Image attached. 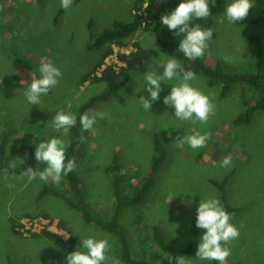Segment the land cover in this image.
Returning <instances> with one entry per match:
<instances>
[{
	"label": "rangeland",
	"instance_id": "374dc122",
	"mask_svg": "<svg viewBox=\"0 0 264 264\" xmlns=\"http://www.w3.org/2000/svg\"><path fill=\"white\" fill-rule=\"evenodd\" d=\"M19 1L0 0V32L4 33L0 34V156L6 159L0 161V264H13L11 255L22 260V264H45L47 256L56 260L51 250L54 242L42 235L43 231L59 235L65 241L72 237L71 231L79 237L75 249L66 250L60 255L63 260L61 264H66L67 254L81 246L80 237L107 238L110 242L116 240L105 231L84 226L79 215L72 216L74 224L68 222L62 227L60 217H50L49 214H66L69 212L66 206L55 199L43 200L39 205L29 203L34 198L33 190H40L42 184L36 179L30 189L19 191L27 182V177H23L26 178L23 180L18 176L21 169L18 156L25 157V160L33 157L36 146L46 142L49 135L67 139L68 136L59 135L52 125L41 127L45 122L52 123L47 119L53 116L56 107L67 110L71 105V110L77 115L90 98L104 92L105 83L93 82V78L83 83L82 78L88 75L89 70L96 69L94 66L110 45L113 54L105 60L104 68L95 70V76L100 77L103 70L111 66L120 73V81L126 79L127 83L108 100L90 109L109 112L110 121L107 118L98 120L95 135L80 127L81 141L76 157L84 160L78 164L76 171L84 189L82 193L87 212L94 221H110L116 203L111 188L115 193L119 188L121 200L137 198L138 192L134 186L148 174L149 171L144 176L146 168L152 164V156L158 153L156 142L159 140L164 145L165 161L143 199L122 210V227L133 254L154 259L152 251H143L140 246L141 232L153 233L151 228L156 225L165 238L174 240L175 236H179L181 242H185L192 232L200 201L207 197L219 200L223 197L228 206L223 205L225 210L232 211H227L232 216L231 223L240 229L239 238L228 245L232 250L228 264H264V113L253 114L246 124L236 123L261 98L257 86L261 83L264 85V24L228 23L223 14L230 0H216L215 6L209 4L210 16L202 21L209 24L206 28L213 29V37L201 59L210 65L219 64L220 74L234 81L229 86L222 82L209 86L204 76L196 75L193 86L211 95L216 109L206 125H193L176 119L174 107L163 103L164 96L170 94L176 80L161 82L163 91L160 99L149 112L139 104L140 96L149 95L143 89L146 66L158 64L164 59L161 54L172 56L163 51L152 28L131 35L123 47L111 42L90 47L94 43L96 45L104 33L112 31L114 25L134 22L132 6L135 0H73L74 4L67 11L61 8L60 0ZM164 1L157 0L156 6ZM9 5L10 13L7 11ZM7 15L18 23L10 30L3 29ZM140 15L146 18L145 13L141 12ZM42 32H46L50 38ZM7 34L10 36L9 42ZM38 34L40 37L34 42L32 38ZM40 39L44 46L31 53L32 57L26 53L31 63H22L19 53L23 55L25 51L22 49L30 51L33 47H25L38 44ZM256 40L261 45L258 57L251 56L248 49L250 44H257ZM48 42H52L51 47L45 46ZM136 43L149 55L139 67L136 66L138 68L129 70L119 56L135 51ZM224 56H233L235 60L225 62ZM172 57L184 66L185 60ZM46 60L52 61L61 70L62 77L50 91V96L42 97L39 105H30L24 97V90L32 79L40 77V64ZM158 71L162 73L163 69L158 68ZM260 74L262 80L258 79ZM241 77L243 81L238 80ZM21 81L25 82L22 84ZM26 123L31 125L25 128ZM20 127L26 131L33 129L37 135L19 131ZM193 131L211 133L206 147L193 150L188 145L181 148L174 144L176 137L190 135ZM226 156L232 157L231 166L220 167L221 160ZM13 160L16 168L8 169V164ZM111 167L116 173L115 187L107 179V171ZM42 168L39 163L38 169L43 171ZM46 187L50 189L49 185ZM52 190L64 192V186L56 185ZM169 193L174 196L171 202L167 198ZM186 201L191 203L186 204ZM124 206L122 204L121 207ZM34 215L38 216L32 218ZM139 216L151 225L144 223L145 228L142 229L135 218ZM12 222L22 225V228L14 230ZM62 228L66 229L64 233ZM205 231L199 229V232ZM34 233L40 236L32 237ZM203 234H200L201 237ZM57 259L59 261V256ZM159 263L162 264L161 260Z\"/></svg>",
	"mask_w": 264,
	"mask_h": 264
},
{
	"label": "clouds",
	"instance_id": "9594fccd",
	"mask_svg": "<svg viewBox=\"0 0 264 264\" xmlns=\"http://www.w3.org/2000/svg\"><path fill=\"white\" fill-rule=\"evenodd\" d=\"M157 2V0H156ZM155 2V3H156ZM73 0H60V6L64 10H69ZM215 6L216 0H182L178 7L170 13L161 16V24L167 26L173 31L175 36H182L179 42L178 51L183 53L184 57L190 61H195L203 57L210 46L213 37L212 28H202L199 24H193V20H207L210 16L209 4ZM147 6V4L145 5ZM254 7V0H230L223 14L228 23H236L245 20L250 10ZM146 14V13H145ZM144 24H148L143 15ZM151 21L149 20V23ZM162 59L153 66L147 65V71L143 75L145 80L144 90L149 93L146 96H140L138 99L142 108L149 112L152 105L160 99V93L163 91L161 82L176 80L172 85L170 94L164 96L163 103L166 106L174 107L175 118L179 121L191 122L206 125L211 117L215 115L216 105L213 103V97L205 94L200 88L193 86L197 80L196 74L191 70H185L181 61L172 56L161 54ZM225 62H234L233 56H224ZM104 68V65L102 66ZM158 68H162L160 73ZM104 71V70H103ZM40 77L32 79L30 85L24 90V97L30 105H39L42 97L59 84L62 77L61 70L50 60L41 62L39 67ZM98 77V76H97ZM101 77V76H100ZM25 81H21L23 84ZM107 118L111 120V114L106 111H87L80 116V125L83 131L96 134L95 125L98 120ZM76 124V115L68 109L59 110L52 118V126L61 133L63 137L69 135L70 129ZM211 139L210 132L193 131L190 135L176 137L177 146L183 148L188 145L191 149H201L207 146ZM66 140L59 137H52L46 142H40L35 148V159L38 163H46L47 167L43 171L33 170L31 167L18 175L20 178L27 177L28 182L39 178L42 181H51L59 185L62 176L71 173L75 166V160L66 162ZM232 157L226 156L220 162V167H230ZM15 161L8 164V169H15ZM8 169H4L6 172ZM12 185H10L11 187ZM168 200L171 202L174 196L169 193ZM190 204L191 201H186ZM196 227L205 229L196 252V259L201 261H217L218 264H227L231 255L230 243L239 238L240 229L231 223L232 216L228 213L221 201L215 197H207L200 201L197 209ZM243 225H240L242 228ZM81 246L76 251L67 254L66 264H121V261L109 255L111 246L107 238L97 239L94 236L87 238L80 237ZM175 264H193V260L186 256H178Z\"/></svg>",
	"mask_w": 264,
	"mask_h": 264
},
{
	"label": "trees",
	"instance_id": "16d2710c",
	"mask_svg": "<svg viewBox=\"0 0 264 264\" xmlns=\"http://www.w3.org/2000/svg\"><path fill=\"white\" fill-rule=\"evenodd\" d=\"M155 2L156 0H137V1L135 0L134 5L132 6V10L134 12L133 14L134 22L127 24V25L120 24V23L114 25V28L112 29V31H110L107 34L104 33L98 39L96 45L94 43L90 47L93 48V47H96L102 44L104 45V43L108 44V42H111V44H116L117 46L123 47L127 45L125 40L129 39L131 35H134L139 30L148 31V28L150 29L152 28L163 51H165L166 53L170 55L172 54V56H176V57H179L185 60V64H184L185 70H191L196 75L204 76L208 80L209 86H216L221 82L224 83L225 86H229L234 81V79L226 78L222 76L218 69L219 64L210 65L204 62V60H202L201 58L195 61H190L186 59L183 53L178 51L179 42L182 38L175 37L173 34V31H170L167 28V26H164L161 24L160 22L161 16L166 13H170L174 11L175 8L178 7L179 3L182 2V0H165L159 6H156ZM146 4L147 6L145 7ZM10 10H11V6L9 5L7 11L10 13ZM141 12L146 13L148 15V19L151 21L150 23L144 24L143 17L140 15ZM6 20H7V23L3 24L4 28L2 27L4 30H10L15 25L18 24L16 22V19L11 17V15H7ZM192 23L199 24L202 28H206L209 26L207 22H203L202 20H194ZM237 24L239 25L264 24V0H254V7L250 10L248 17L243 21H238ZM42 33L45 34V36H47L48 38H50L46 32H42ZM0 34H4V33L0 32ZM7 36H8V42H9L10 36L9 34H7ZM39 37L40 36L38 34V36H36V38H32V40L35 42V40L39 39ZM41 39L38 44L29 45L28 47H25V48L33 47L32 49H30V51H26L22 49L23 51H25V52H22L23 55L19 53L20 61H22V63H24V61L28 63L32 62L30 58L25 55L26 53H28V55L32 57L33 54L31 53H35L38 50V48L41 49V46H44L43 44H41ZM51 44L52 42H48L45 46L51 47ZM134 46H135V51H132L129 54H125V55L122 54L119 56L120 61L123 62L127 66L126 69H129V70H135L136 68H138L143 63V61L146 59V57L149 55L137 43ZM260 48H261V45L259 41H257V44H254V45L250 44L248 47L251 56L255 55L256 57L260 56L259 54ZM150 53L153 54L152 52ZM112 54H113V50L110 45L107 51L105 52V54L102 55V58L97 62V64L94 67L96 69L101 68L105 60L108 57H110ZM260 68H261V64H260ZM95 70L94 69L89 70L88 75L82 78L83 83L89 82V80L93 78V82L105 83L106 89L104 90V92L98 94L97 96H93L92 98H90L83 106H81L79 113L77 115L75 114L76 124L70 129L67 139L64 138L67 143L66 162L67 160L76 161V166L74 170L71 173H69L67 176H62V179L59 185L64 186V192L52 190L53 186H56L57 184H54L51 181V178H49V180L46 182L37 178L42 185H45V187L40 185L41 187L40 190L34 189L33 190L34 198L31 201H29V203L39 205V203L43 200L55 199L59 203L64 204L68 210L76 212V214L79 215V217L81 218L84 226H90L100 232L105 231L109 233V235H111L113 239H116L111 242L109 241V244L111 246V251L109 255L118 258L121 261V264H156L154 263V261L155 262L158 261L157 264H160L159 263L160 260L162 264H175L176 258L181 255L192 259L193 264H218L217 261H206V260L201 261V260L196 259L195 252L198 250V243L201 239L200 234L205 233V232H199V228L196 227V217L193 220V225L191 228L192 232L187 235L188 237H186V239L184 240L185 242H181L182 240H181V237L179 236H175L174 240H169L165 238L164 234L162 235L161 230L159 229L158 225L153 226L151 228L152 229L151 231L153 233H148V231L146 233L141 232L142 244L140 248L143 251L148 250V249L152 251L154 253L153 260H149L140 254L134 255L131 250L130 243L128 242V239H127L126 231L122 227L124 223L123 218H122L123 212L125 211L126 207H129L127 205L134 206L143 199L144 195L147 193V191L149 190L150 186L153 183V177L158 171L160 165L165 161L166 154L164 151V145L162 146L159 140H157L156 142V151L158 153L155 156L154 155L152 156V160H151L152 164L150 163L151 164L150 167L146 168V172L144 173V176L149 171L148 174L145 176L144 180L141 183H138L137 185L134 186L137 189L138 197L137 198L131 197L130 201H128L127 199L121 200L119 188L116 191V193L111 188L110 191L115 194V202H116L114 204V209H113L114 215L111 218V220L107 221V223H101L96 220L94 221L93 218L91 217L92 215L87 212L86 200L82 193L84 189L81 186V181L76 171L78 164L82 163V161L84 160L80 156L76 157L77 150H79L78 145L80 144V141H81L80 139L81 137L80 116L83 115L85 112L90 111V109L96 104L108 100L113 95V93L120 90L124 86V84L127 83L126 79L124 81H120V78H119L120 73H117L114 70V68L111 66L106 67V69L102 72L101 77L95 76V73H94ZM258 79L260 80L263 79L262 74L258 76ZM238 80L243 81V78L242 77L238 78ZM257 87H258V90L260 91L261 98L257 100V103L253 105L252 108H249L247 110V113H245L243 116L238 118V120L236 121L237 124H246L248 123V121H250V118L252 117L253 114L258 113V112L264 113V85H262L261 83ZM60 90H63L62 92L65 91L64 89H60ZM48 95L50 96L51 92H49ZM61 109H64V108L56 107L53 116L49 117L47 121H52V118ZM32 121L35 122L34 118L32 119ZM30 125L31 124L26 123L25 126L23 127L28 128ZM49 125H52V123L45 122L43 125H41V127L46 128ZM20 130L24 132H30L31 134L37 135L35 130L32 131L33 129L32 130L28 129L26 131V129H22L20 127L19 131ZM52 137L53 135H49L48 140ZM18 158L20 159V162H21L20 167L22 169V170L20 169L19 174H21V172L23 171H26L27 168L29 167H31L33 170H36L39 166V163L35 159V155L33 157H28L26 160H25V157L21 158V156H18ZM0 161L4 162L6 161V159L0 156ZM22 163L24 164L22 165ZM45 165L47 166L46 163H41V166L43 168L45 167ZM115 176H116V173L112 170V167H111L107 171V179L109 178L110 185L113 187H115L116 185V181L114 180ZM21 179L24 180L26 178H21ZM27 182L23 183L24 187L22 186L20 187V188H23V190L21 191L28 190V188L30 189L31 186H34V183H32L33 181L28 182V183ZM46 185H49L50 189H48ZM20 188H19V191H20ZM49 196H52V197L48 198ZM220 201L222 205L227 206V204L225 203V199L223 197H221ZM122 204H125V206L121 207ZM123 209L124 211L122 212ZM174 210H175V206H173V213H174ZM227 211L230 212L229 209H227ZM177 213L179 214V212ZM23 215L25 214H22V216ZM55 215L60 216V219H61L60 223L62 227H65L63 225L65 223L71 222L74 224L75 222V219H71V216L69 214L58 212V214H55ZM55 215L49 214L50 217H54ZM37 216L38 215H34L32 216V218H35ZM135 218L137 220V225L140 226L142 229L145 228L143 227L144 223H146L148 226L151 225V223H147V220L141 216L135 217ZM156 223H161V221H157ZM12 225H13L14 230L17 227L22 228V225L16 222L14 223L12 222ZM72 232L73 231H71V233ZM42 235H45L46 237H48L54 242V244H52V247H51L52 251L65 252L66 250L75 249L76 246L79 244V237H77L74 232L72 234V237L68 241H64L58 235L53 234L51 232H47V231H43ZM35 236L39 237L40 235L35 234V233L32 234V237H35ZM137 237L138 235L136 236V238ZM117 239L119 242L117 241ZM180 247L182 248L180 249ZM10 259H12L13 264H16L15 261L17 259L15 255H11ZM45 264H51L50 258H47V262Z\"/></svg>",
	"mask_w": 264,
	"mask_h": 264
},
{
	"label": "crops",
	"instance_id": "0c3cea01",
	"mask_svg": "<svg viewBox=\"0 0 264 264\" xmlns=\"http://www.w3.org/2000/svg\"><path fill=\"white\" fill-rule=\"evenodd\" d=\"M123 63V62H122ZM125 65V64H124ZM127 66L125 65V68H126ZM84 166H85V163L83 164ZM21 190H23V189H20V191ZM69 215L71 216V218H73L72 216L73 215H77L76 214V212H74V211H71V210H69ZM68 213H66V214H68ZM43 215H46V214H43ZM58 215H55L54 216V218L55 217H57ZM58 217H60V216H58ZM29 218H31V217H29ZM28 219V218H27ZM61 220V219H60ZM65 228H62V232L64 233L65 232ZM74 232V231H73ZM73 232L71 233V235L73 234ZM52 233V232H51ZM75 233V232H74ZM54 234V233H53ZM59 236V235H58ZM77 236V235H76ZM61 238V237H60ZM61 239H63V238H61ZM64 240V239H63ZM65 241V240H64ZM54 252V254H55V257H56V260L53 258V257H49V256H47V258H50V260H51V264H61L62 262H63V260H62V256H60L61 254H63L64 252L63 251H53ZM55 252H57V253H55ZM59 256V261H58V259H57V257ZM16 264H22V260H20V259H18L17 260V263Z\"/></svg>",
	"mask_w": 264,
	"mask_h": 264
}]
</instances>
